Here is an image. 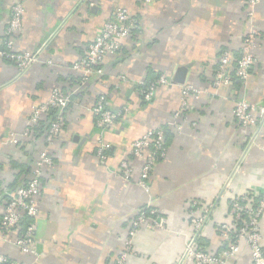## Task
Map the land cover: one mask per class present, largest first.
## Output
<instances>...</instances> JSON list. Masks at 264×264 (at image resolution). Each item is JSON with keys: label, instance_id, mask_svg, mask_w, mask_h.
<instances>
[{"label": "crops", "instance_id": "0c3cea01", "mask_svg": "<svg viewBox=\"0 0 264 264\" xmlns=\"http://www.w3.org/2000/svg\"><path fill=\"white\" fill-rule=\"evenodd\" d=\"M12 2L0 0V48ZM24 2L16 49L34 52L45 47L40 60L25 72L0 58V216L10 194L31 177L32 162L41 151H49L54 165L43 176L35 219L36 253H24L15 245V231L5 233L1 252L12 264H117L132 221L151 207L166 225L140 227L125 264H173L193 234L192 200L212 205L199 247L221 252L227 244L221 226L232 223V200L264 192V117L243 127L234 115L241 99L264 104V0L255 8L259 36L248 80L218 89L212 81L222 53L229 51L234 59L241 54L248 31L247 0ZM119 6L130 11L139 27L118 52L104 58L105 73L81 85L73 64ZM157 73L172 83L160 86L152 101L144 102L133 82ZM181 77L203 89L186 107L181 104L183 83L174 82ZM55 87L72 97L60 135L50 144L43 138L21 137L32 107L48 99ZM101 93L118 115L105 134L111 148L104 162L95 153L98 134L92 112ZM179 110L177 129L173 123ZM153 128L167 131V155L155 165L146 191L137 182L141 161L132 157L131 144ZM12 135L21 141L12 143ZM124 159H134L138 167L131 179L118 170ZM260 227L264 245V214ZM250 260V247L241 240L229 264Z\"/></svg>", "mask_w": 264, "mask_h": 264}, {"label": "built area", "instance_id": "2783aa9c", "mask_svg": "<svg viewBox=\"0 0 264 264\" xmlns=\"http://www.w3.org/2000/svg\"><path fill=\"white\" fill-rule=\"evenodd\" d=\"M259 1L247 0L248 31L244 37L240 57L234 59L229 51L222 53L212 81L214 88L218 89L228 86L232 84L234 79L243 82L248 80L251 69L256 63L254 49L257 45L259 31L254 23V16L255 8ZM24 15V0H13L10 9V19L5 32V42L3 47L0 48V57L15 62L20 72H25L33 64L37 63L45 47L44 44L34 52L16 49V36L23 30ZM138 27V21L126 7H117L113 17L106 21L95 35L86 54L73 64V68L81 73L82 83H86L94 75H103L105 73L103 67L104 58L109 54L118 52L122 46V41L129 37L132 31ZM119 77L122 81H128V77L125 75H120ZM133 83L142 85L145 81L138 80ZM171 83L172 80L167 75L161 74L156 81L152 82L146 90H142L140 94L145 101H152L160 86ZM202 93L203 89L190 83H183L182 107H186L192 97L197 99ZM69 102L70 95L55 87L48 99L32 107L29 119V123L32 125L42 120L50 110L58 109L45 136L47 144L52 143L60 135L65 123L64 109ZM92 112L96 116L95 126L98 129L96 155L104 162L108 157V150L111 148V143L105 139V134L115 123L117 113L110 108L109 99L103 93L99 95L97 102L93 105ZM174 115L173 124L177 129H180L181 125L177 122V118H180L181 110ZM234 115L241 126L250 127L264 117V104L256 105L246 99H241L234 108ZM29 134L30 129L26 128L20 136L27 137ZM20 136L12 135L10 141L18 143ZM165 139L164 129L159 128L150 129L132 141V157L141 161L137 182L146 191L150 190V178L155 165L167 155ZM134 159H124L119 165L118 170L126 179H131L133 173L138 169ZM53 165L54 161L49 151L46 149L41 151L33 162L32 175L29 180L10 194L2 220L5 230L0 233V263L8 260V257L1 252V241L4 239L5 233L18 228L24 216H29L34 222L27 226L24 235L17 237L14 243L24 253H36L35 219L40 212L39 196L42 191L43 176L46 170L52 168ZM211 211V204H201L197 200L189 202V219L193 226V234L185 245L181 259L173 264H229V260L240 251L241 240H245L251 250V260L247 264H264V245L260 227V220L264 214V192L256 202L246 194L232 200L230 215L233 225L224 224L221 226V236L227 244L219 253L207 252L205 249L200 248L197 243ZM246 215H249V219L245 218ZM235 221H242V224L236 228L237 224ZM166 222V219L159 215L154 208L148 207L141 210L132 221V226L126 236L125 250L121 253L117 264H125L133 249V238L140 227L164 228ZM233 231H236L234 235H232Z\"/></svg>", "mask_w": 264, "mask_h": 264}, {"label": "trees", "instance_id": "16d2710c", "mask_svg": "<svg viewBox=\"0 0 264 264\" xmlns=\"http://www.w3.org/2000/svg\"><path fill=\"white\" fill-rule=\"evenodd\" d=\"M17 37V36H16ZM4 42H5V39H4V41H3V44H4ZM2 47H3V45H2ZM109 55H111V54H109ZM108 56V55H107ZM0 58H2V59H5V58H3V57H0ZM5 60H8V59H5ZM12 63H14L15 64V62H13V61H11ZM219 62V61H218ZM16 65V64H15ZM218 65V64H217ZM216 68H217V66H216ZM216 70V69H215ZM161 75V73L159 74V73H157L154 77H152V78H148V79H145L144 81H145V83L144 84H142V85H136V88L139 90V92L141 93L142 92V90H146L148 87H149V85L152 83V82H154V81H156L158 78H159V76ZM100 76V75H99ZM81 78H82V76H81V73H80V79H79V83L82 85L83 83H82V81H81ZM91 79V78H90ZM89 79V80H90ZM236 80H238V79H234V83H235V81ZM232 82V83H233ZM58 88V87H57ZM60 89V88H59ZM66 93V92H65ZM67 94V93H66ZM106 95V94H105ZM107 96V95H106ZM142 96V95H141ZM98 97H99V95H98ZM98 97H97V99H96V102H97V100H98ZM108 97V96H107ZM142 99H143V97H142ZM144 100V99H143ZM71 101H72V97L70 96V102H69V104L66 106V108L64 109V112L66 113V111H67V108H68V106L70 105V103H71ZM95 102V103H96ZM144 102H148V101H145L144 100ZM57 112H58V109H53V110H51V111H49L44 117H43V119L42 120H40L38 123H36V124H34V125H32V124H30V123H28V126H27V128H29L30 129V134L26 137H24V138H26V139H28V138H31V137H33V138H43V140L45 141V136H46V133H47V130L49 129V126H50V123H51V121L55 118V116H56V114H57ZM94 115V114H93ZM117 117H118V115H117ZM30 119V118H29ZM95 120H96V116L94 115V122H95ZM117 120V119H116ZM153 129H159V128H153ZM164 129V128H163ZM164 131H165V134H166V139H165V143H166V148H167V131L164 129ZM97 134H98V129H97ZM19 141H21V140H19ZM19 141H18V143H19ZM96 144V143H95ZM96 146V145H95ZM96 148V150H97V146L95 147ZM96 150H95V153H96ZM108 154H110V149L108 150ZM32 169H31V172H32V170H33V162H32V167H31ZM19 187V186H18ZM17 187V188H18ZM263 193V192H262ZM253 195H250V197L254 200V202H256L257 201V199L261 196H259V197H252ZM9 199V198H8ZM8 199L6 200L7 202H8ZM7 204V203H6ZM249 217V215H246L245 216V218H247V219H249L248 218ZM232 218V217H231ZM2 220H3V218H2V216H0V231L2 232V231H4L5 229H4V226H3V224H2ZM32 222H34V220L33 219H31L29 216H24L22 219H21V222H20V224H19V226H18V228H15V229H13V230H11V231H15V232H17V237H20V236H22V235H24V233H25V230H26V228H27V226L30 224V223H32ZM236 222V221H235ZM232 223H233V221H232ZM231 223V225H233ZM132 224V223H131ZM236 224H237V226H236V228H238L239 227V225H241L242 224V221H237L236 222ZM235 232L236 231H233L232 233V235H234L235 234ZM221 233V232H220ZM201 248V247H200ZM225 248V247H224ZM204 249V248H203ZM0 264H12V260L10 259V258H8V260L7 261H5V262H3V263H0Z\"/></svg>", "mask_w": 264, "mask_h": 264}, {"label": "water", "instance_id": "95a60500", "mask_svg": "<svg viewBox=\"0 0 264 264\" xmlns=\"http://www.w3.org/2000/svg\"><path fill=\"white\" fill-rule=\"evenodd\" d=\"M184 70H185L184 68L179 69V72H180L181 75L184 73ZM175 81H176V82H180V83H184V82H185V81H184V78H182V77L179 78V80H178V79H177V80L175 79L174 82H175ZM50 111H51V110H50Z\"/></svg>", "mask_w": 264, "mask_h": 264}, {"label": "rangeland", "instance_id": "374dc122", "mask_svg": "<svg viewBox=\"0 0 264 264\" xmlns=\"http://www.w3.org/2000/svg\"><path fill=\"white\" fill-rule=\"evenodd\" d=\"M262 218V217H261Z\"/></svg>", "mask_w": 264, "mask_h": 264}]
</instances>
